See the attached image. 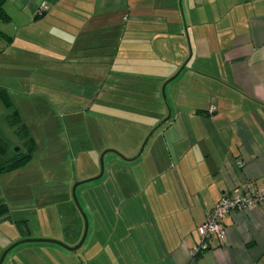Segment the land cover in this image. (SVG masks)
<instances>
[{
	"label": "crops",
	"instance_id": "1",
	"mask_svg": "<svg viewBox=\"0 0 264 264\" xmlns=\"http://www.w3.org/2000/svg\"><path fill=\"white\" fill-rule=\"evenodd\" d=\"M3 11L0 93L11 108L0 99V137L7 144L2 121L8 127L15 110L25 125L17 102L54 115L63 85L86 95L64 109L69 117L88 109L89 119L100 114L103 124L137 133L124 150L105 147L113 156L102 211L89 200L80 248L70 250L84 233L73 212L65 224L58 218L59 234L68 226L54 239L60 245L20 246L2 264H264V204L227 214L225 241L212 237L207 250L190 255L222 194L246 182L264 187V0H5ZM37 151L36 144L21 169ZM23 189L0 186L7 208L0 254L14 238H29L24 217L50 204ZM61 203L68 208L69 200ZM17 221L26 222V234Z\"/></svg>",
	"mask_w": 264,
	"mask_h": 264
},
{
	"label": "rangeland",
	"instance_id": "2",
	"mask_svg": "<svg viewBox=\"0 0 264 264\" xmlns=\"http://www.w3.org/2000/svg\"><path fill=\"white\" fill-rule=\"evenodd\" d=\"M68 88L70 87L63 85V93L59 95L63 101V106H58L55 109L54 115L47 108H44L43 114H41L42 112L38 114L32 108H23L21 101L17 102L21 107L20 112L28 134L35 140L38 146L37 159H34L25 168H19L14 170L13 173L8 174V179L5 176L3 179L0 178V186L1 188H5L6 185L14 187V185H22L23 183V185L29 187V189H23V191L31 192V197L39 198V202L46 200L45 202L50 204L41 209L43 210L42 213L41 211L39 214L36 212L31 213V219L24 217L30 227V236L29 238H20L18 240H16V237L12 240L11 245L20 241H32L17 245L7 253V257L4 258L5 261L10 259L12 254H15L16 257L18 254L15 253L18 250L16 248L20 246H47L50 243L44 241H57L54 239L64 237L63 234L67 232L68 226L63 227L62 229L64 230H60L61 233L59 234V219L62 224H65L64 222L70 218V214L73 212L77 217L81 218L83 232L85 231V221L87 220L88 230L89 209L92 208H89V200L93 201L94 199L97 201L98 205L96 204L95 208L98 211H102L99 197L103 196L102 192L104 188L101 185L107 180L108 175L106 171L109 170V158L113 156L111 153L105 152L107 150L105 147L110 145L116 149L124 150L125 144H132L131 136L137 133L136 126L133 125L103 124L102 122H105V120H101L103 116H100V114L90 112V115H94L97 119H89V110L85 108L82 112L83 114L69 117L68 114L70 115L71 113L64 109L76 101L82 100V97H86V95L84 93L64 92ZM162 97L164 98V94ZM0 106L5 112V108L1 102ZM61 109H63V112L57 116L58 112L56 111H60ZM48 122H50L51 126H49ZM4 123L2 121V126L7 131L3 129V134L10 145L7 157H10L16 149H20L22 152L24 145L19 140L20 138L17 135L16 129L10 126L6 127V124L3 125ZM101 158L105 174L99 179L91 180L101 172ZM115 170H118V168L115 167L112 171ZM92 171L97 172V174L84 179ZM87 180L91 181L84 182ZM80 182L84 183L76 187L74 200L72 188L76 183ZM20 191L22 192L21 189ZM63 200H69L68 208L64 205L62 206L61 202ZM17 234L14 231V237ZM12 251L13 253H11ZM3 252L0 254V258ZM76 252L79 256L82 254L80 249Z\"/></svg>",
	"mask_w": 264,
	"mask_h": 264
},
{
	"label": "built area",
	"instance_id": "3",
	"mask_svg": "<svg viewBox=\"0 0 264 264\" xmlns=\"http://www.w3.org/2000/svg\"><path fill=\"white\" fill-rule=\"evenodd\" d=\"M46 10L39 8V13ZM211 107L210 112L213 111ZM239 166L242 164L239 162ZM264 204V187H256L253 182H246L229 193L222 194L220 200L209 211L206 219L197 228L199 243L190 250L192 257L208 249V241L215 237L221 243L226 239L224 218L231 212H248Z\"/></svg>",
	"mask_w": 264,
	"mask_h": 264
},
{
	"label": "trees",
	"instance_id": "4",
	"mask_svg": "<svg viewBox=\"0 0 264 264\" xmlns=\"http://www.w3.org/2000/svg\"><path fill=\"white\" fill-rule=\"evenodd\" d=\"M4 2L5 0H0V19L6 20L5 13L3 11ZM0 99L6 108H11L9 97L4 91L0 93ZM6 121L10 127L16 129L17 135L20 138L18 139L22 142V145H24V150L21 152L20 149H17V151L12 153L10 157H7L9 146L0 137V174L12 172L26 165L31 160L33 153L36 150L34 139L29 136L26 126L21 122V119L15 110L6 117ZM6 212L7 208L5 204L0 203V217L5 215ZM15 223L21 233H27L25 221H17Z\"/></svg>",
	"mask_w": 264,
	"mask_h": 264
},
{
	"label": "water",
	"instance_id": "5",
	"mask_svg": "<svg viewBox=\"0 0 264 264\" xmlns=\"http://www.w3.org/2000/svg\"><path fill=\"white\" fill-rule=\"evenodd\" d=\"M178 73H179V72H178ZM178 73H177V75H178ZM177 75L173 76V77H172L170 80H168L167 82L173 80ZM167 82H166V83H167ZM158 127H159V126H158ZM158 127H157V128H158ZM155 130H156V128H155ZM155 130H153V131H155ZM153 131H152V132L148 135V137L145 139V141H144V143H143V145H142V147H141V149H140V151H139V153H138V156L142 153L143 148H144V146L146 145V143H147L149 137L152 135ZM16 151H17V149H16ZM138 156H137V157H138ZM100 162H101V172H100V174H99L97 177H95V178H93V179H91V180L99 179V178H101V176L103 175V171H104V170H103V168H102V158H101V161H100ZM91 180H87V181H84V182H89V181H91ZM84 182L76 183V184L73 186V188H72V194H73V198H74V200H75L74 192H75L76 187H77L79 184L84 183ZM85 220H86V219H85ZM86 233H87V220L85 221V231H84V233H83V236H82L80 242L77 244V246H76L75 248L70 249V250L75 251L76 249H78V248L81 247V245L83 244V242H84V240H85ZM30 241H32V240L20 241V242H18V243H15V244L11 245L9 248H7V249L3 252V254H2L1 258H0V264L3 263L4 258L6 257V255H7V253H8L9 251H11V250H12L13 248H15L17 245H20V244H22V243H24V242H30ZM44 242L54 243V244H58V245H60V243H58V242H56V241H51V240H50V241H44Z\"/></svg>",
	"mask_w": 264,
	"mask_h": 264
}]
</instances>
